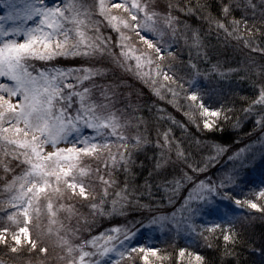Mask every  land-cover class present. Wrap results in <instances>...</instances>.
<instances>
[{"label": "snow or ice", "instance_id": "obj_1", "mask_svg": "<svg viewBox=\"0 0 264 264\" xmlns=\"http://www.w3.org/2000/svg\"><path fill=\"white\" fill-rule=\"evenodd\" d=\"M178 12L264 53V0H0V264H164L170 254L151 233L169 224L208 247L222 238V254L238 257L232 203L264 213V65L237 109L225 99L236 70L210 63L202 29ZM134 82L187 119L153 102L158 123L170 125L157 128L159 153L142 186L132 183L130 149L149 142L135 115L147 105ZM237 112L233 127L251 121L248 135L259 133L243 148L190 132L189 124L223 132ZM250 169L260 186L241 197ZM153 187L171 211L141 198ZM104 217L110 226L92 234ZM248 246L264 264V237ZM175 255L207 264L190 247Z\"/></svg>", "mask_w": 264, "mask_h": 264}, {"label": "rangeland", "instance_id": "obj_2", "mask_svg": "<svg viewBox=\"0 0 264 264\" xmlns=\"http://www.w3.org/2000/svg\"><path fill=\"white\" fill-rule=\"evenodd\" d=\"M177 15L181 16L182 20L187 21L191 26H193V27L199 26L202 29L201 36L204 39L205 44L207 46L206 50L210 51L208 53L210 63L219 62L224 68H232V69L236 70L235 72L229 74V79L233 84V88H232V91L230 90L228 92V95H230V97L233 96L234 94L233 95H231V94L234 92L233 89H235V88L241 89L243 91V92L240 91V92H242V94H247V93L249 94L251 92L250 91L251 83H249L248 80L246 79L248 76V71L246 70V65L248 64L252 68H260V66L264 65V63H263L264 61L252 60V59H249L248 56H247V58H245L244 55H246V54L244 53V48L238 46L237 41H235L231 38L226 39L224 36H220L218 38L216 33H215V30H213V32L211 34H209L207 23L200 21V20H197L194 17L187 16V15L180 13V12H178ZM182 45H183V41L181 40V45L178 46V48L181 47ZM193 51H195V50H193ZM245 52L250 53V51H247V50ZM182 56L184 57L185 60L187 59V56H188V49L187 48L183 49ZM201 56H203V52H201ZM205 67H206V64L202 63L201 68H205ZM226 83H227V81H226ZM136 87L143 88V91L146 94L145 96L141 97L140 99L144 102V104L147 105V107L141 105L140 111L136 112L135 115L136 116L143 115V117L145 118L146 123L142 122L141 128L147 129V131L144 134L147 137L149 142L145 143V144H148L150 146L149 149H150L151 153L149 155V159H152V157L154 155H157L159 153V149L156 146H155V148L151 147L153 144L152 142H154L153 140H156V136H154V129L156 130L157 127L159 126L157 118L154 115L156 112V109H155V107H153V102L164 105L165 107L168 108V110L170 112H172L174 115H176L179 119H182V120L185 119L184 120L185 123H187V119L183 116V114L181 112L177 111L171 105H168L165 101L159 100L157 97L152 95L149 92V90L146 87H144L143 85H140L139 82H134V88H136ZM216 106H219V105H216ZM226 106H228V105L226 104ZM245 122H247V124L249 125L250 132H251V130H252V122L251 121H242L240 126L235 127V128H237V129L241 128ZM167 124L170 125V122H167ZM246 127L248 128L247 125H246ZM189 128L193 129L195 132L198 131V130H196L195 125H193V124H189ZM129 131L132 134H134L135 128H132ZM245 135H246V132H245ZM258 135H259V133L257 132V133H254L252 135L247 134V136L245 138L240 137V138H242V140L237 142V144L235 146H231V150L235 151L236 149L245 147V145H248L250 143V141H255L257 139ZM209 140H213V138H209ZM216 141H218V140H216ZM218 142L225 144V141L219 140ZM145 144H142V146ZM254 147L256 148V150L258 152L260 145L255 144ZM224 159L226 160V157H224ZM17 163H19V162H17ZM221 163H223V160L221 161ZM151 165L148 166L147 168L151 167ZM16 171L19 172L20 169L17 168ZM3 174H4V172L2 173V180L0 182V196L2 194H5L4 193L5 190L3 189V184L6 183V180H5ZM8 179H11V175H8ZM259 179H260V177H259L258 170H251L250 169L248 171V173L244 176V181H247V186H245L242 182L241 187L236 188V190H235L236 194H239L241 197H244L245 195L248 194L249 188H258L260 186L259 185ZM155 196H157V197L153 198V199L161 201L160 196H165L163 189L158 191V194ZM249 198H252V197L249 196ZM151 199H152V197H151ZM146 202H150V201H146ZM161 203L164 206L167 205V202H161ZM232 207H234L236 209V215L238 217V220L236 222L237 226H239L241 224L242 227H249L250 225H252L251 221H253L254 219H257V221H260V222H262L264 220V213H261L257 209H251L249 207L237 206L234 203H232ZM161 210L167 211L165 208H162ZM168 211H171V207H169ZM246 215H248V216L245 217ZM243 217H245V218L242 220ZM62 221H65V222H63L65 225L71 224V226H76V220L75 219H72L71 221L68 220V222L66 220H62ZM197 223H201V221L197 220ZM109 226L110 225L108 223L107 217L97 218V222L93 226V233L92 234H95L96 231H102L104 228H107ZM84 234L87 235V233H84ZM151 236H152L153 246H157L160 243H166L167 242L166 243L167 245H165V246H171V245L179 244L183 247H190L193 251H197L198 247L200 248V247H203L207 244L202 237L199 239H196L193 242L184 232L177 233L174 226L171 224L167 225L163 230L156 228V230L151 233ZM260 239L261 238H259V240ZM259 240H257V241L259 242ZM1 256L3 257V253ZM257 256H259V254ZM259 259H261V258L259 257Z\"/></svg>", "mask_w": 264, "mask_h": 264}, {"label": "trees", "instance_id": "obj_3", "mask_svg": "<svg viewBox=\"0 0 264 264\" xmlns=\"http://www.w3.org/2000/svg\"><path fill=\"white\" fill-rule=\"evenodd\" d=\"M239 46L243 47V45H239ZM243 48H244V53L246 54V55H244L245 58H247V56H248L249 59H252V60L264 61V53H260L258 51L254 52L251 49L245 48V47H243ZM246 50L250 51V53L245 52ZM207 52L209 53L210 51L207 50ZM193 55L194 56L196 55L195 51H193ZM208 56H209V54H208ZM258 69L259 68H252L248 64L246 65V70L248 71V76L246 79L248 80L249 83H252L253 79H259L261 74L259 73ZM233 91L234 92L231 95H233V94L234 95L231 97H230V95H228L225 97V99L228 101H234L237 109H239L241 102H242L241 97L244 94H242L243 91L241 89H238V88L233 89ZM240 91H242V92H240ZM250 94H251V92L249 93V95ZM229 115L233 117V120H230L228 122L222 121V123L225 124V130L223 132L219 131V129H217L215 131L205 130L204 132H199V131L195 132L193 129H190V132H191V134H195L196 136H199L201 139H208L209 140V138H213V140H215V141L216 140L225 141V144H228L230 146H235L237 144V142L242 140V138H240V137L245 138L247 136V134L250 132V128H249V125L247 124V122H245L242 125V127L239 129L233 127V121L235 120L236 116L241 115V113L237 112V113H235V115H233L232 113H229ZM158 125H159L158 127L169 126L166 121L165 122H159ZM246 125L248 126V128L246 127ZM174 130H175V134L177 136H180V129L175 128ZM156 131H157V129L156 130L154 129V136H156ZM245 132H246V135H245ZM153 141H155V140H153ZM152 143L153 144L151 147L155 148L154 142H152ZM143 146L141 145V147L139 149H130L131 151L136 153V157H137V163L133 169V171L136 173V176L132 180V183L137 184V185H141V186L144 184L145 178L148 176V171L150 170V167L149 168H147V167L153 163V160L149 159V155L151 153V151L149 149L150 146L148 144H145ZM140 161H144L143 167L140 166ZM2 173H3V171L0 168V182L2 180ZM9 175H11V174H9ZM148 191L149 190L147 188H142L143 195L141 198L145 201H150L152 203L157 202L158 200L153 199V198H156L157 196H155V195L158 194V191L155 189V187H153V189L151 191V196L148 195ZM4 193L5 194H2L0 196V200H3L6 197L7 194H6V192H4ZM151 197H152V199H151ZM163 197L164 196H160V200H161L160 202H166V200L162 199ZM169 207L170 206L165 205L163 208H165L168 211ZM247 216L248 215H246L245 217H247ZM245 217H243L242 220ZM60 219H61V221L66 220L68 222V219L65 217V215L63 213H61ZM62 222H65V221H62ZM251 222H252V225H250L249 227H242L241 224L239 226L236 225V228L240 231V236H241V241L237 243L238 257L224 256L222 254L223 253V244H224L222 238L210 240L209 243L213 244V247H208L206 244L203 247H200V248L198 247L197 251H199L202 255H204L206 257L207 264H238V261H239V264H259V262H260L259 257L260 256H257L258 254L255 253L254 251H252L248 245L251 241L255 240L257 242V246H258L259 242L257 240H259V238L264 237V220L262 222H260V221H257V219H254ZM166 243H160L159 245L155 246V247L161 249L162 252H167L170 254L169 257H165L164 264H178V261L176 260L175 254L178 251V249L180 247H183V246H181L179 244L171 245V246H165V245H167ZM49 246L51 248V242L50 241H49ZM1 255H2V253L0 252V258H3Z\"/></svg>", "mask_w": 264, "mask_h": 264}]
</instances>
